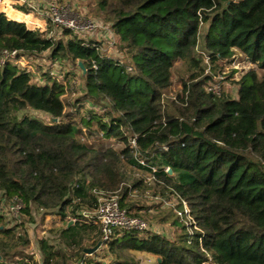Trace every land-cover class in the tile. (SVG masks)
I'll return each instance as SVG.
<instances>
[{
	"label": "trees",
	"instance_id": "1",
	"mask_svg": "<svg viewBox=\"0 0 264 264\" xmlns=\"http://www.w3.org/2000/svg\"><path fill=\"white\" fill-rule=\"evenodd\" d=\"M97 5L112 23L125 63L102 55L91 39L67 30L48 39L0 12V50L34 58L47 53L52 61L75 64L82 72L81 100L105 103L104 114L91 111L77 124L73 114L64 113L68 80L47 76L37 83L27 70L1 66L0 201L6 206L14 197L21 200L20 214L31 221L33 209L64 221L93 207V189H123L120 207L141 219L125 204L130 190L122 165L148 173L153 167L154 182L179 198V208L181 201L188 205L197 230L185 231L178 242L124 231L108 243L117 264H128L133 253L151 255L156 264H202L209 258L210 264H264V0H97ZM237 54L257 70L236 82V98L205 91L212 75L202 76L211 73L210 64L229 63ZM202 57L209 65L199 66ZM177 62L199 67V73L183 82L176 104L164 96ZM28 110L45 114L48 122ZM92 138L123 147L94 149L86 142ZM6 214L0 210V263L10 254L22 255L17 248L28 245L22 230L6 223ZM92 229L76 223L59 230L66 251H54L41 239V264H70L78 254L71 252Z\"/></svg>",
	"mask_w": 264,
	"mask_h": 264
},
{
	"label": "rangeland",
	"instance_id": "2",
	"mask_svg": "<svg viewBox=\"0 0 264 264\" xmlns=\"http://www.w3.org/2000/svg\"><path fill=\"white\" fill-rule=\"evenodd\" d=\"M56 1L67 6L73 13H76L80 17L98 23L102 29L95 33L82 34L81 36L98 43L100 46V52L105 57L118 59V61L122 60L124 63L126 62L120 50L121 45L118 41V38L115 35L108 33V30H112V23L104 18V13L98 7L97 0ZM1 9L2 8H0V10ZM27 18L28 19H26V21H32L30 23L33 25L31 26L29 22H26L28 23L27 27L29 29L40 27V32L45 29L44 24L42 26H37L36 22H33V19H36L34 16L29 15ZM206 27H203L204 31L206 30ZM62 40L64 41L65 38L62 37ZM198 53L201 52L198 51ZM17 62L18 68H28L27 70L34 76V81L37 83H42V81H44L47 76L54 78L58 77L59 80L69 81V89L66 90L65 96L63 97L65 105L64 113L73 114V119L77 124H80L81 118L89 117L91 111L92 113H103V107H105V103L102 102V106L99 107L97 105L93 106L81 100V97L84 93L83 78L82 72L77 69L75 64L70 63L69 61H52L49 59V55L47 53H43L42 55L35 58L26 56ZM202 65H209V62L207 59H204V57H202V61L199 62V66ZM210 65L211 73L210 71L208 72V70H206L202 76V78H204L207 75H212V82H210L211 85L206 84L204 87L205 91L209 88L219 89L221 94L228 95L231 98H236L238 89L236 82L239 81L241 76L252 69L257 70L253 64L242 58L239 54L235 55L234 58H232V61L229 63L226 61L215 62ZM198 68L199 67L196 66H190V64H182L181 62H177L173 71L172 85L164 96L165 101L167 100L168 102H171L172 100L176 103L177 100L175 98H177V95H182L183 82L189 81L191 75L199 73ZM51 71L52 73L56 72L57 74H53V76H51ZM78 107H80V109ZM106 110H108V108ZM26 113L40 120L48 122L47 116L43 113L31 110H28ZM66 119V117H63L62 121ZM88 140L85 141L90 143L91 147L94 149H98L99 145L102 146V149L112 147L115 150H120L123 147L122 144L117 143L115 140L107 141L102 140V138H92ZM122 166V172L124 175L123 179L130 186L133 184V182L137 180L143 181L147 176H149V173L141 168L133 167L126 163H123ZM135 189L136 190L132 189L128 194V201H125V204L131 207L130 214L135 215L138 213L137 215H139V217L145 221L148 234H157L163 236L165 239H168L171 242H178L179 238L185 234V231L187 235H192V233L189 231V222L191 220H189V218L188 220L184 219L182 218L183 216L181 217L178 214V211L180 212L182 207L179 208V201L175 199L174 195L171 194L170 191L168 192L163 190L160 185L156 184L155 182H143ZM120 190L121 191H118L119 195H121L123 192V189ZM186 207L189 214L190 209L188 208L187 204ZM31 211V216L33 217L32 221L27 216H22V213H19L17 218H15V215L11 213L4 216L6 223L10 227H16L15 232H20L22 230V233H24V239L28 241V245L19 246V248H17V251L22 255L19 254L17 256H13L10 254L5 260H2L0 264H12L14 263L15 258H20L23 261L27 260L31 264H41L42 254L38 246V242L41 239H45L48 243H50L54 251H66V245L63 243L62 238L59 237L58 232L68 224L69 220L65 219L64 221H61V218L59 217L60 221L57 222L54 219L55 215L52 212H48V214L43 216L42 210L33 209ZM41 217H43V219H41ZM20 220H24L23 223H21ZM175 222L179 223V225H176ZM99 237V232L97 230H87L86 234L82 235L79 246L71 252L73 254L78 253L77 256H72L70 259L71 263H76L75 261L80 256V254L84 255L83 252L87 253L89 249L94 248L100 242ZM71 253L68 252V254ZM134 254L135 253L132 254L131 260L128 262V264H156V259L154 257L145 255L137 257L136 255L134 256ZM86 261L87 264H117L115 258L110 253L108 245L102 246L98 252L94 253L92 256L86 257Z\"/></svg>",
	"mask_w": 264,
	"mask_h": 264
},
{
	"label": "built area",
	"instance_id": "3",
	"mask_svg": "<svg viewBox=\"0 0 264 264\" xmlns=\"http://www.w3.org/2000/svg\"><path fill=\"white\" fill-rule=\"evenodd\" d=\"M0 10L1 13H4L7 18V9L21 13L24 16H34V18L43 21L44 23V32L48 39L56 40L60 37L63 31H71L74 34H91L95 33L102 27L91 20L84 19L73 13L67 6L60 4L56 0H0ZM24 23V22H23ZM27 27V24L24 23ZM27 29H29L27 27ZM40 27L30 30H39ZM109 34L113 35V32L108 30ZM27 55L21 54L17 50H0V67L5 64H18V60L25 58ZM22 69L27 70V67H22ZM28 71V70H27ZM211 92L214 95L219 96V89L209 88L206 90ZM131 146L135 145L134 141L130 142ZM133 144V145H132ZM143 165V162H140ZM169 169H165L168 172ZM156 171L155 168H151V173L149 176L143 180L144 183L154 182V177L152 174ZM128 189L132 190L130 185L125 184ZM74 188L77 187L75 184ZM92 194L95 200L93 207H84L78 211L77 215L72 218H67L68 224L71 226L80 223L86 227H95L99 232L100 242L92 249H89L87 253L83 252L84 255L82 259L73 264H87L86 257L92 256L94 253L98 252L102 246H107L114 237H117L120 233L124 231H138L144 233L147 231V225L144 220L130 216L125 209L120 207L119 199L120 196L118 192H109L99 189H93ZM175 199L179 201V198L175 196ZM21 200L13 198L9 203L4 206L3 201H0V210L6 211L8 214L15 215L17 218L22 208ZM182 210L178 214L182 217L186 216V219L191 220L189 231L193 234L194 230H197L196 226L193 223V219L190 214L187 212L186 203L181 201ZM208 256V254L206 253ZM210 257V256H209ZM14 263L12 264H31L29 261H23L20 258H15ZM26 262V263H25ZM211 259L202 264H210Z\"/></svg>",
	"mask_w": 264,
	"mask_h": 264
},
{
	"label": "crops",
	"instance_id": "4",
	"mask_svg": "<svg viewBox=\"0 0 264 264\" xmlns=\"http://www.w3.org/2000/svg\"><path fill=\"white\" fill-rule=\"evenodd\" d=\"M12 11V10H11ZM14 13H17V12H15V11H13ZM17 14H19V15H21V18H19V19H15V18H12V17H9V19L10 20H14V21H17V22H24V23H26V22H29V24L31 25V26H33L32 25V23H30V22H32V21H26V19H28L27 17L28 16H24V15H22L21 13H17ZM7 15H8V12H7ZM33 22H36V25L37 26H42L44 23H43V21H41V20H39V19H33ZM26 24H28V23H26ZM54 219L57 221V222H59L60 221V219H59V216H57V215H55L54 216ZM62 221V220H61ZM67 226L69 227V226H71L70 224H67ZM141 256V255H145V256H151V255H148V254H144V253H135L134 254V256ZM152 257V256H151Z\"/></svg>",
	"mask_w": 264,
	"mask_h": 264
},
{
	"label": "water",
	"instance_id": "5",
	"mask_svg": "<svg viewBox=\"0 0 264 264\" xmlns=\"http://www.w3.org/2000/svg\"><path fill=\"white\" fill-rule=\"evenodd\" d=\"M80 66V65H79ZM52 121H56L55 119H53ZM168 174L171 175L172 171L168 170Z\"/></svg>",
	"mask_w": 264,
	"mask_h": 264
}]
</instances>
